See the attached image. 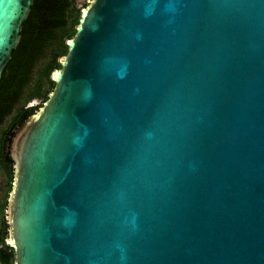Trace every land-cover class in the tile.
Wrapping results in <instances>:
<instances>
[{
    "label": "water",
    "instance_id": "obj_1",
    "mask_svg": "<svg viewBox=\"0 0 264 264\" xmlns=\"http://www.w3.org/2000/svg\"><path fill=\"white\" fill-rule=\"evenodd\" d=\"M85 2L10 144L14 264H264V0Z\"/></svg>",
    "mask_w": 264,
    "mask_h": 264
},
{
    "label": "trees",
    "instance_id": "obj_2",
    "mask_svg": "<svg viewBox=\"0 0 264 264\" xmlns=\"http://www.w3.org/2000/svg\"><path fill=\"white\" fill-rule=\"evenodd\" d=\"M79 0H33L20 39L0 78V264H14L15 252L6 244L7 197L13 177L10 144L15 130L48 99L55 83L53 71L68 51L76 32ZM86 5V2L83 6ZM82 6V7H83Z\"/></svg>",
    "mask_w": 264,
    "mask_h": 264
},
{
    "label": "rangeland",
    "instance_id": "obj_3",
    "mask_svg": "<svg viewBox=\"0 0 264 264\" xmlns=\"http://www.w3.org/2000/svg\"><path fill=\"white\" fill-rule=\"evenodd\" d=\"M83 4H84V3H83V0H79V1H78V5H79V6H83ZM2 181H3V177H2V174L0 173V186H1ZM0 192H1V191H0Z\"/></svg>",
    "mask_w": 264,
    "mask_h": 264
}]
</instances>
